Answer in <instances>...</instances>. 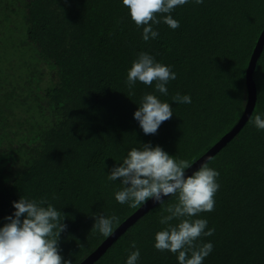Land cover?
<instances>
[{
  "label": "trees",
  "instance_id": "16d2710c",
  "mask_svg": "<svg viewBox=\"0 0 264 264\" xmlns=\"http://www.w3.org/2000/svg\"><path fill=\"white\" fill-rule=\"evenodd\" d=\"M166 15V14H165ZM179 27L153 25L145 42L122 0H0V227L20 197L64 213L60 255L78 264L105 238L94 217L115 216L114 229L136 208L120 204L119 180L107 174L132 148L159 145L189 164L230 130L246 101L245 69L264 28V0H195L176 7ZM159 18V17H158ZM140 52L176 74L167 95L153 85L126 84ZM253 78L256 100L243 127L205 163L219 172L207 220L213 244L203 264H264V44ZM152 93L173 116L145 135L133 113ZM188 95L191 103L172 97ZM204 163V164H205ZM122 232L93 264H125L135 241L137 264H178L154 248L164 229L165 197ZM175 224L178 221L174 220Z\"/></svg>",
  "mask_w": 264,
  "mask_h": 264
},
{
  "label": "clouds",
  "instance_id": "9594fccd",
  "mask_svg": "<svg viewBox=\"0 0 264 264\" xmlns=\"http://www.w3.org/2000/svg\"><path fill=\"white\" fill-rule=\"evenodd\" d=\"M186 3L188 0H122L130 19L138 28L142 27L145 42L159 36L153 25L163 22L177 29L179 21L171 13ZM195 3L202 4L203 0H195ZM174 79L176 74L170 66L157 62L147 52H140L127 70L125 84L131 90L138 81L148 86L155 82V91L167 95L166 85ZM172 100L191 103L190 96L179 93ZM172 116L171 104L162 102L152 93L141 97L133 113L145 135L156 134L161 124ZM250 123L264 130L261 115H255ZM190 166L188 161H177L159 145L145 143L140 149L132 148L122 163L111 167L107 179L120 181L123 188L115 193V200L133 208L149 199L162 204L165 197H174L176 202L163 209L167 215H162L159 222L166 227L155 233L154 248L176 254L178 264H203L213 244L200 243V240L212 236L214 229L207 227L206 219L195 217L214 210L219 172L205 163L186 175L185 170ZM46 203L45 198L37 201L23 197L12 202L15 211L4 218L7 223L0 227V264H72L60 255V236L67 230V224L62 222L64 213L51 204L42 206ZM174 220L178 223H171ZM114 222H118L115 216L96 215L92 229L108 237L114 232ZM130 246L136 250L130 252L125 264H137L139 249L134 240L130 241Z\"/></svg>",
  "mask_w": 264,
  "mask_h": 264
},
{
  "label": "water",
  "instance_id": "95a60500",
  "mask_svg": "<svg viewBox=\"0 0 264 264\" xmlns=\"http://www.w3.org/2000/svg\"><path fill=\"white\" fill-rule=\"evenodd\" d=\"M264 44V28L261 30L255 45L252 49L248 64L245 69V87H246V101L242 114L240 115L234 126L225 132L221 138L211 146L203 155L191 163V166L185 170L186 175H190L203 165L210 157H212L219 149L222 148L233 136L243 127L249 118L256 100V86L253 78V70L255 68L256 60L262 50ZM157 202L149 199L145 204L135 209L129 216H127L115 229L113 234L105 237L102 242L92 250L85 258L78 264H93L100 255L111 245V243L129 226H131L140 216L154 207Z\"/></svg>",
  "mask_w": 264,
  "mask_h": 264
}]
</instances>
